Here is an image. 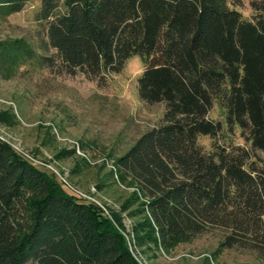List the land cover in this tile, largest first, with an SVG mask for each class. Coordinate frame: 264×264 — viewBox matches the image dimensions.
<instances>
[{
	"label": "trees",
	"instance_id": "obj_1",
	"mask_svg": "<svg viewBox=\"0 0 264 264\" xmlns=\"http://www.w3.org/2000/svg\"><path fill=\"white\" fill-rule=\"evenodd\" d=\"M28 1L0 0V19ZM251 6L246 18L229 0H41L47 52L22 38L0 42L11 74L35 61L99 86L140 55L138 97L164 103L160 122L113 158L112 182L132 190L109 216L0 139V264H141L123 213L142 254L219 229L220 248L264 255V0ZM237 129L243 144L227 139Z\"/></svg>",
	"mask_w": 264,
	"mask_h": 264
},
{
	"label": "rangeland",
	"instance_id": "obj_2",
	"mask_svg": "<svg viewBox=\"0 0 264 264\" xmlns=\"http://www.w3.org/2000/svg\"><path fill=\"white\" fill-rule=\"evenodd\" d=\"M251 1L229 0V4L251 18ZM40 4L41 0H29L21 11L0 19V42L22 38L39 53H46L41 48L42 30L36 20ZM143 70L142 57L134 55L118 72L110 74L106 85L99 86L81 73L58 75L35 61L22 64L12 74L0 64V115L6 116V121L0 120V137L32 157L39 167L54 173L70 192L95 203L109 216L112 210H120V202L132 190L112 182L109 172L113 158L157 125L164 112V103L147 104L138 97L137 80ZM211 115L223 119L218 106ZM227 139L244 143L239 129L227 134ZM199 143L206 151L212 149L209 136H200ZM61 148L72 153L57 159L54 154ZM259 156L264 159V152ZM75 167L79 171L71 175ZM103 177L108 185L99 190L96 184ZM123 222L130 234L121 232L141 264H264V255L252 248H220L224 234L219 229L142 254L132 249V222L125 213Z\"/></svg>",
	"mask_w": 264,
	"mask_h": 264
},
{
	"label": "built area",
	"instance_id": "obj_3",
	"mask_svg": "<svg viewBox=\"0 0 264 264\" xmlns=\"http://www.w3.org/2000/svg\"><path fill=\"white\" fill-rule=\"evenodd\" d=\"M0 139L3 140V141H5V142H7V143H9L7 140H5V139L2 138V137H0ZM9 144H10V143H9ZM10 145H11V144H10ZM13 148H14V147H13ZM15 150L18 151L19 153H21L25 158H27V159H28L29 161H31L33 164L39 166L38 164H36V163L34 162L33 158L30 157V156H28L26 153H24V151H19V150H17L16 148H15Z\"/></svg>",
	"mask_w": 264,
	"mask_h": 264
}]
</instances>
